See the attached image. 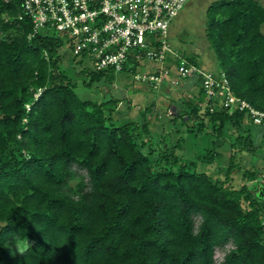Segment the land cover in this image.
<instances>
[{"label": "trees", "instance_id": "trees-1", "mask_svg": "<svg viewBox=\"0 0 264 264\" xmlns=\"http://www.w3.org/2000/svg\"><path fill=\"white\" fill-rule=\"evenodd\" d=\"M263 23L264 0L206 8L218 73L264 111ZM48 29H34L22 0H0V264H264V174L245 168L239 187L227 182L235 149H261L264 125L252 135L247 109L205 99L195 74L199 94L168 118L223 135L231 149L222 179L198 171L175 152L181 138L164 143L171 130L152 144L144 115L113 118L118 98L79 97L60 66L66 38ZM114 74L90 68L85 82Z\"/></svg>", "mask_w": 264, "mask_h": 264}, {"label": "built area", "instance_id": "built-area-1", "mask_svg": "<svg viewBox=\"0 0 264 264\" xmlns=\"http://www.w3.org/2000/svg\"><path fill=\"white\" fill-rule=\"evenodd\" d=\"M186 1L22 0V5L35 30L53 27L66 37L76 59L94 69L135 71L148 60L152 67L135 73L134 80L152 87L200 75L205 99L220 97L229 110L247 109L254 123L264 125V111L234 94L224 72L214 74L192 63L169 42L170 23Z\"/></svg>", "mask_w": 264, "mask_h": 264}, {"label": "rangeland", "instance_id": "rangeland-1", "mask_svg": "<svg viewBox=\"0 0 264 264\" xmlns=\"http://www.w3.org/2000/svg\"><path fill=\"white\" fill-rule=\"evenodd\" d=\"M212 1L187 0L170 23L168 40L180 52L184 50L187 54L196 56L197 64L205 70L218 73L220 71L218 57L205 34L206 8ZM54 30L57 31L53 27L48 29L49 32ZM262 30L264 31V23L262 24ZM61 37L64 36L61 35ZM58 53L61 54V69L74 83V90L79 97L97 100H105L112 97L118 98L112 110L113 118H118V121H122L128 116L140 119L144 115L150 125L149 127L152 129V144L160 142L159 135L161 130L165 129L166 132L171 130L172 132L169 135L163 132L165 134V144L170 141V144L174 145V142L181 138L180 145L174 146L177 154L184 159L195 160L194 168L198 171H206L212 177L221 179L224 177L225 168L229 163L231 153L227 138L222 135L220 140L216 134H207L205 132L195 135L194 132L185 130L186 125L182 123L180 118L171 121L168 118L170 113H175L177 102H180L183 98L187 99L199 94L200 86L195 82V75L184 79L176 85L162 83L157 87H152L147 82L140 83L134 80L135 73H142L154 64L145 60L136 67L135 71L123 70L115 72L112 77L104 75L99 80L87 83V81L85 82V79L88 78L87 72L92 68L90 63L74 58L66 43H63L58 48ZM145 107L150 108L148 113L144 112L143 109ZM248 121L245 123L249 124L252 131L251 134L254 135L255 132L253 131L258 130L260 126L250 120ZM230 131V126L224 129L226 134ZM257 140V138L254 140L255 145L262 148L255 152H250L245 147L235 149L234 160L238 166L233 168L230 178L227 180L233 187H239L245 182V176L243 175L245 168L261 170L262 174H264V146L262 144L264 137L260 136L259 140ZM147 148L145 147L144 150ZM209 149H212L211 152L213 153L219 151V156H213V158L208 156ZM261 177L260 179H262ZM242 203H247V201L243 200ZM226 246H229V243ZM18 247H22L21 243ZM223 254V249H216L215 257L217 262L222 258Z\"/></svg>", "mask_w": 264, "mask_h": 264}, {"label": "water", "instance_id": "water-1", "mask_svg": "<svg viewBox=\"0 0 264 264\" xmlns=\"http://www.w3.org/2000/svg\"><path fill=\"white\" fill-rule=\"evenodd\" d=\"M260 189H261V190H259V194L262 195V196L264 197V185H261V186H260Z\"/></svg>", "mask_w": 264, "mask_h": 264}]
</instances>
